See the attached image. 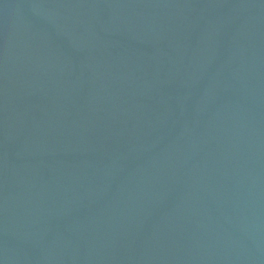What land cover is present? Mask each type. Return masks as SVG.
<instances>
[{
  "label": "water",
  "instance_id": "1",
  "mask_svg": "<svg viewBox=\"0 0 264 264\" xmlns=\"http://www.w3.org/2000/svg\"><path fill=\"white\" fill-rule=\"evenodd\" d=\"M0 264H264V0H0Z\"/></svg>",
  "mask_w": 264,
  "mask_h": 264
}]
</instances>
